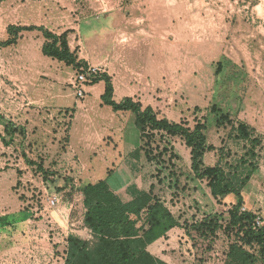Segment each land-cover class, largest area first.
I'll return each mask as SVG.
<instances>
[{
	"label": "rangeland",
	"instance_id": "374dc122",
	"mask_svg": "<svg viewBox=\"0 0 264 264\" xmlns=\"http://www.w3.org/2000/svg\"><path fill=\"white\" fill-rule=\"evenodd\" d=\"M163 1L0 0V40L6 38L8 25L43 26L63 32L81 24L83 33L96 28L93 30L98 34V29L112 27L113 22L115 26L118 20L122 34L129 20L139 18L141 8L153 12ZM261 1L192 0L190 5L189 0H181L180 10L166 20L164 40L154 32L153 21L147 22L149 38L173 45L176 51L167 55L177 57L175 63H167L165 99L158 118L184 123L190 129L198 122L205 123L207 145L214 150L205 153L204 165L218 164L238 181L250 172V166L242 163L244 159L264 165L262 143L259 156L253 160L246 156L250 145L238 139L232 129L239 123L251 128L248 123L258 115L256 108L264 106V68L259 67L264 55L253 50V45L248 51L247 43L239 42L241 33L231 29L237 31L241 22L245 24L242 32L246 28L253 34ZM228 25L231 45L226 47ZM93 33L83 34L84 43ZM120 34L122 43L130 42L131 36ZM41 44L40 34L33 32L23 34L17 45L0 49V135L6 143L0 139V264H65L69 236L92 241L83 223L85 209L78 189L93 178L84 177L82 164L68 150L71 115L49 108L50 84L73 93L74 89L57 77L63 67L41 56ZM228 53L241 63L233 64ZM219 64L221 71L216 74ZM70 73L73 81L76 71ZM221 115H227L233 125H216ZM79 124L76 121L75 126ZM7 125L11 131L17 130L11 139L3 133ZM153 141L155 159L145 160L151 192L175 218L176 226L147 251L165 264H235L228 253L238 238L236 230L226 227L228 211L237 200L214 199L207 182L193 177L189 150L180 138L156 134ZM140 143L132 117L122 151L139 150ZM126 159L130 161L127 155ZM120 166H126L125 162ZM93 168L90 163L86 169L91 174ZM99 176L105 180L107 174L100 171ZM149 190L150 186L145 192ZM54 194L61 200L50 209L47 199ZM252 213L262 218L258 212ZM257 257V264L263 263L264 258Z\"/></svg>",
	"mask_w": 264,
	"mask_h": 264
},
{
	"label": "crops",
	"instance_id": "0c3cea01",
	"mask_svg": "<svg viewBox=\"0 0 264 264\" xmlns=\"http://www.w3.org/2000/svg\"><path fill=\"white\" fill-rule=\"evenodd\" d=\"M180 2L181 0H164L153 12L143 11L140 7L139 18L129 20L125 33L122 34H120L122 30L118 29V20L115 26L113 22L114 27L109 25V27L103 26L98 29L101 30L98 34L93 30L96 28H89L90 30L84 33L89 31L94 33L87 43H84L81 24L77 29H67L72 31L68 34L69 47L72 51L77 50L78 59L84 61L86 65L102 69V74L110 77L114 102L120 103L125 98H131L140 102L143 107L150 106L156 112L160 110L161 103L165 99L167 63L170 61L175 63L174 59L177 58L167 55V52H175L176 49L173 45L167 46L163 41L166 37V20L170 16L174 18L176 12L180 10ZM189 2L192 5V0ZM262 7H264V0L258 5L259 16L256 18V23L252 25L253 34L246 28H243L242 32L245 24L241 22L237 24V31L231 30L241 33L239 42L247 43L248 51H251V45H253V50L257 49V52L264 55V8ZM149 20L153 21L151 26L155 29L154 32L163 39L162 42L159 39L156 41V39L149 38L147 23ZM230 28L228 25L225 30L228 43L226 47L231 45L228 40ZM49 31L60 35L66 30L54 32L49 29ZM119 34L131 36L130 42L127 40V43H122ZM41 56L49 59V63L57 64L59 68L62 66L63 70H59L60 74L57 77L72 84L70 71L75 70L61 62L44 57L42 54ZM226 56L233 64L241 63V60L232 57L233 54L228 53ZM262 59L261 57L259 62L260 68H264ZM173 67L172 72L175 73L177 69L175 70L176 66ZM84 92L83 99L78 100L73 97L75 94L73 91L68 88L64 90L52 83L49 85V108L57 112L74 109L67 138L68 150L82 164V169L85 170L84 177L94 179L88 182L94 184L100 181L99 172L103 171L107 174L105 181L110 190L121 200L129 201L133 196L147 191L151 185V178L147 176V164L142 152L134 149L127 154V150L122 151L125 131L132 117L135 125L134 115L130 112H113L110 107L102 105L101 96L104 92L102 81L93 86H85ZM261 99H264V94H261ZM256 109L258 115L255 116L253 122L248 124L260 136L263 148L261 155H264V106ZM257 117L259 118L256 120ZM76 121L80 122L78 126H75ZM126 155L130 157V161H127ZM124 162L126 166H120ZM90 163L94 165L91 174L87 171L90 169ZM114 172L115 174L112 175L111 173ZM246 188H249L246 193L242 190L245 210L258 212L257 214L264 219V165H259V169L252 175ZM81 204L83 206V198H81Z\"/></svg>",
	"mask_w": 264,
	"mask_h": 264
},
{
	"label": "trees",
	"instance_id": "16d2710c",
	"mask_svg": "<svg viewBox=\"0 0 264 264\" xmlns=\"http://www.w3.org/2000/svg\"><path fill=\"white\" fill-rule=\"evenodd\" d=\"M30 32H37L43 38L41 54L44 57L71 67L76 73L86 68V63L78 59L77 50L72 51L69 47L68 34L72 33L71 30L56 35L43 26L8 25L6 38L0 40V49L17 45L22 35ZM220 71L219 64L216 74ZM100 81L104 83L102 105L110 107L113 112H130L134 115L141 141L139 152H142L147 162L155 159L151 144L156 134L178 137L189 150L193 177L207 182L214 199L232 197L237 200L228 211L229 223L226 227L227 230H236L238 238L237 242L230 245L228 258L231 262L257 264L259 261L257 256L264 258V225L259 229H253L254 213L249 210L241 211L244 207L242 190L259 169L258 162L243 160V164L250 166V172L241 181L230 178L218 164L206 167L203 162L204 155L213 151L214 147L207 145L205 123L198 122L190 129L184 123L158 118V113L150 106L143 107L140 102L131 98L116 103L113 101V85L107 74L95 77L86 86H93ZM198 110L196 107L195 111ZM64 113L72 116L74 109L65 110ZM225 124L233 125L227 115L219 116L216 125ZM232 129L237 132L238 139L245 140L250 145L246 149V156L256 159L262 142L255 135L254 129L244 123H239L237 127L232 126ZM16 131V128L11 131L7 125L3 133L11 139ZM0 139L5 143L1 135ZM38 168L43 172L42 167ZM78 190L82 195L85 209L83 223L91 232L92 241L69 236L66 241L65 264H165L150 255L147 248L165 237L167 232L176 226V220L163 202L151 192V185L148 192L133 196L126 202L110 190L105 180L84 184ZM140 220L143 222L137 226ZM261 264H264V261Z\"/></svg>",
	"mask_w": 264,
	"mask_h": 264
},
{
	"label": "built area",
	"instance_id": "2783aa9c",
	"mask_svg": "<svg viewBox=\"0 0 264 264\" xmlns=\"http://www.w3.org/2000/svg\"><path fill=\"white\" fill-rule=\"evenodd\" d=\"M102 74V69L90 65H86L85 69H82L80 72L76 73L74 80L72 82V86L74 89L75 97L78 100L83 99L85 92L84 87L92 81L95 77ZM82 198V195H80ZM60 196L57 194L52 195L49 199H47L48 207L50 209H55L60 203ZM244 211V210H243ZM264 225L263 219L255 215L253 220V229H259Z\"/></svg>",
	"mask_w": 264,
	"mask_h": 264
}]
</instances>
